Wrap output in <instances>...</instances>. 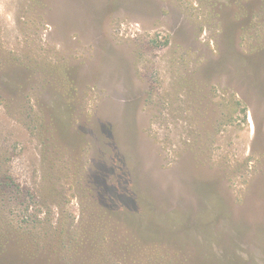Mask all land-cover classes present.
I'll return each mask as SVG.
<instances>
[{
	"label": "rangeland",
	"instance_id": "obj_1",
	"mask_svg": "<svg viewBox=\"0 0 264 264\" xmlns=\"http://www.w3.org/2000/svg\"><path fill=\"white\" fill-rule=\"evenodd\" d=\"M0 264H264V0H0Z\"/></svg>",
	"mask_w": 264,
	"mask_h": 264
}]
</instances>
